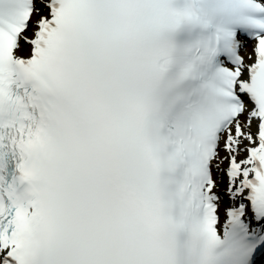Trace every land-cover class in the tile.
Here are the masks:
<instances>
[{
  "label": "snow or ice",
  "instance_id": "1",
  "mask_svg": "<svg viewBox=\"0 0 264 264\" xmlns=\"http://www.w3.org/2000/svg\"><path fill=\"white\" fill-rule=\"evenodd\" d=\"M262 252L264 0H0V264Z\"/></svg>",
  "mask_w": 264,
  "mask_h": 264
},
{
  "label": "rangeland",
  "instance_id": "2",
  "mask_svg": "<svg viewBox=\"0 0 264 264\" xmlns=\"http://www.w3.org/2000/svg\"><path fill=\"white\" fill-rule=\"evenodd\" d=\"M226 166V165H225ZM217 175V179L219 181L220 187L217 189L220 192L224 191V188L226 186V177H223L222 175H220L219 173L216 174ZM223 207L227 206V198H224V202L222 203ZM222 207V208H223ZM223 213V212H222ZM221 213V215H222Z\"/></svg>",
  "mask_w": 264,
  "mask_h": 264
},
{
  "label": "bare ground",
  "instance_id": "3",
  "mask_svg": "<svg viewBox=\"0 0 264 264\" xmlns=\"http://www.w3.org/2000/svg\"><path fill=\"white\" fill-rule=\"evenodd\" d=\"M250 46V45H249ZM249 49H250V47H249ZM223 207V205H221V213L223 212V209H224V207ZM226 207V206H225ZM223 214V213H222Z\"/></svg>",
  "mask_w": 264,
  "mask_h": 264
}]
</instances>
